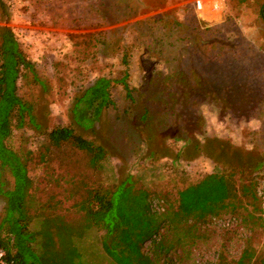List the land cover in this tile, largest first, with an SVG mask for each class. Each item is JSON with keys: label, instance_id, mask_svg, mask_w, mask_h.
I'll list each match as a JSON object with an SVG mask.
<instances>
[{"label": "rangeland", "instance_id": "374dc122", "mask_svg": "<svg viewBox=\"0 0 264 264\" xmlns=\"http://www.w3.org/2000/svg\"><path fill=\"white\" fill-rule=\"evenodd\" d=\"M197 1L0 0V29L12 31L36 76L45 83L40 86L27 70L17 80L18 96L32 106L41 131L69 125L68 111L74 97L101 77L120 79L127 74L129 87L137 89L146 72L151 75L146 93L149 98L153 95L151 69L171 73L182 57L184 67L193 66L219 83L240 84L254 95L244 116L224 113L219 103L209 101L193 109L194 122L199 117L190 130H195L194 138L201 143L206 137L227 141L239 150L252 152L262 167L252 173L243 168L235 170L238 197L219 217L197 227L195 246L176 247L173 264H264L263 0H218V13L209 10L208 0H200L203 6L198 10ZM191 39L199 42L197 51L191 48ZM111 94L115 108L101 123L102 142L109 156L99 161L98 168L89 165L85 151L71 144L48 146L28 123L27 114L21 126L17 115L13 117L7 144L29 156L31 179L30 196L21 203L26 209L21 215L27 226L25 234L33 235L31 246L43 260L57 261L74 249L78 255L74 261L112 264L102 249L103 230L79 209L91 190L110 189L130 175L133 189L148 193L151 212H163L169 207L176 209L178 192L205 175L232 172L204 156L184 160L182 141H161L163 152L153 157V141L144 146L130 136L135 132H127L128 126L135 128L146 108L150 121L141 135L153 138V118L167 134L171 119L159 116L162 112L144 97L135 105L125 104L118 85ZM0 180L5 189L12 187L8 172H3ZM5 201L0 195V223ZM0 235L4 237L6 231ZM148 246L146 242L144 249Z\"/></svg>", "mask_w": 264, "mask_h": 264}, {"label": "trees", "instance_id": "16d2710c", "mask_svg": "<svg viewBox=\"0 0 264 264\" xmlns=\"http://www.w3.org/2000/svg\"><path fill=\"white\" fill-rule=\"evenodd\" d=\"M261 17L264 21V0ZM189 43L195 51L199 49V42L191 39ZM184 60L180 58L177 68L168 74L155 71L154 67L151 69L153 95L149 94V98L146 93L150 91L151 75L146 72L142 85L137 89L129 87L127 74L120 79L98 78L74 97L68 111L69 125L41 131L32 114V106L18 96L17 80L22 71L27 70L40 86L44 87L45 83L36 76L32 62L20 50L12 31L7 27L0 29V178L3 172H8L12 180L10 189H5L0 180V195L6 200L0 223V234L3 229L6 231L4 237L0 235L1 260L4 264H85L74 261L78 258L74 249L57 261L43 260L31 246L33 235L25 234L27 226L21 214L26 209L21 208V203L30 196L29 156H23L20 149L14 150L7 144L13 131V117L17 115L18 126H21L24 114H27L28 123L48 146L60 148L64 144H71L85 151L89 156V165L98 168L99 161L109 156L107 145L102 142L101 123L104 115L115 108L111 90L117 85L123 90L125 104L135 105L137 100L143 101L145 98L153 101L154 106L162 112L159 116L165 115L171 119L167 134L159 129V123L157 125L153 118V138L141 135L150 121L146 108L137 120L136 126L140 130L132 124L128 126L127 132H135L130 136L138 138L144 146L153 141V157L163 152V148L160 149L161 141H182L184 149L181 155H184V160L204 156L216 165L228 166L232 172L205 175L196 184L178 192L176 209L169 207L163 212H151L148 193L133 189L130 175L110 189L91 190L87 198L79 203V209L97 229L103 230L102 249L112 264H173L176 247L181 244L195 246L197 227L210 218L219 217L233 204L232 200L238 197V188L233 179L235 170L243 168L252 173L258 171L262 163L259 158L253 159L252 152L239 150L222 139L206 137L201 143L194 138L195 130L193 133L190 130L194 124H198L199 117L194 122L196 113L193 109L209 101L219 103L224 113L244 116L255 96L240 84L219 83L216 78H210L206 72L207 75L193 66L184 67ZM125 113L129 114V111ZM132 115L128 118L130 123L134 121ZM241 186L248 189L245 184ZM242 194L245 195L244 192ZM261 194L264 198V182ZM146 242H149V246L145 250Z\"/></svg>", "mask_w": 264, "mask_h": 264}, {"label": "built area", "instance_id": "2783aa9c", "mask_svg": "<svg viewBox=\"0 0 264 264\" xmlns=\"http://www.w3.org/2000/svg\"><path fill=\"white\" fill-rule=\"evenodd\" d=\"M202 6H203L202 3L200 2V0H198L196 2V8L201 11ZM206 6L209 7V10L211 12H217L218 13L220 11L219 10L220 5H219L218 0H214V2H213V0H208ZM1 255H2V253L0 252V264H4V262L1 260Z\"/></svg>", "mask_w": 264, "mask_h": 264}]
</instances>
